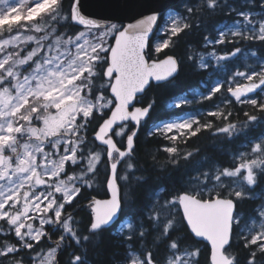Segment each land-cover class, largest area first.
Wrapping results in <instances>:
<instances>
[{
	"label": "snow or ice",
	"instance_id": "snow-or-ice-1",
	"mask_svg": "<svg viewBox=\"0 0 264 264\" xmlns=\"http://www.w3.org/2000/svg\"><path fill=\"white\" fill-rule=\"evenodd\" d=\"M140 7L0 0V264H264V0Z\"/></svg>",
	"mask_w": 264,
	"mask_h": 264
},
{
	"label": "water",
	"instance_id": "water-1",
	"mask_svg": "<svg viewBox=\"0 0 264 264\" xmlns=\"http://www.w3.org/2000/svg\"><path fill=\"white\" fill-rule=\"evenodd\" d=\"M153 0H84L87 11L114 19L127 21L141 10V4L151 3ZM164 4L167 0H155Z\"/></svg>",
	"mask_w": 264,
	"mask_h": 264
},
{
	"label": "trees",
	"instance_id": "trees-1",
	"mask_svg": "<svg viewBox=\"0 0 264 264\" xmlns=\"http://www.w3.org/2000/svg\"><path fill=\"white\" fill-rule=\"evenodd\" d=\"M201 77L192 74L189 70L185 69L184 72L181 73L179 80L176 82L175 86L172 89H161L155 93H150L151 96H155L158 100V103L155 107V111L152 113L153 120L165 117L167 115L166 105L167 102L172 98V96L177 95L184 90L195 87L198 84V81ZM184 111L191 110L190 108L183 109ZM181 111V110H176ZM147 131V128L143 130ZM143 138V136H142ZM213 146L212 142H207V151L212 152Z\"/></svg>",
	"mask_w": 264,
	"mask_h": 264
}]
</instances>
